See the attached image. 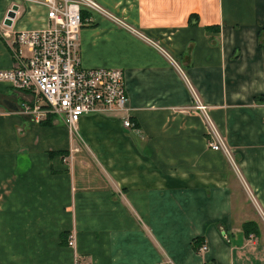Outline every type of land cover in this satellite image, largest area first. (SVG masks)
Masks as SVG:
<instances>
[{
	"label": "crops",
	"instance_id": "0c3cea01",
	"mask_svg": "<svg viewBox=\"0 0 264 264\" xmlns=\"http://www.w3.org/2000/svg\"><path fill=\"white\" fill-rule=\"evenodd\" d=\"M122 13L158 47L92 14L81 61L125 71L133 127L126 113L83 116L73 134L44 127L9 108L27 96L0 81V200L12 183L0 264H264V0H124ZM44 20L42 7L0 0V70L13 66L4 31ZM211 124L230 155L211 150ZM5 209L22 222L4 223Z\"/></svg>",
	"mask_w": 264,
	"mask_h": 264
},
{
	"label": "built area",
	"instance_id": "2783aa9c",
	"mask_svg": "<svg viewBox=\"0 0 264 264\" xmlns=\"http://www.w3.org/2000/svg\"><path fill=\"white\" fill-rule=\"evenodd\" d=\"M25 1L45 10V22L40 28L3 33L13 66L0 70V81L27 96L16 113L35 123L53 116L72 133L83 116L92 114L126 113L124 127H133L125 71L84 67L80 34L84 25L95 22L92 14L110 18L131 33L139 31L108 13L96 0ZM198 109L205 111L201 105ZM6 114L9 112L0 109V115ZM210 134L211 150L230 155L223 135L212 124ZM67 244L75 247V234ZM207 251V244L198 249L199 253Z\"/></svg>",
	"mask_w": 264,
	"mask_h": 264
},
{
	"label": "rangeland",
	"instance_id": "374dc122",
	"mask_svg": "<svg viewBox=\"0 0 264 264\" xmlns=\"http://www.w3.org/2000/svg\"><path fill=\"white\" fill-rule=\"evenodd\" d=\"M25 1V0H24ZM97 2H99L98 0H96ZM105 1H107V3L108 4H111V5H113L112 7L111 6H106L105 7V5L104 6H102L108 13H110V14H113L114 16H116V18H118V19H120V20H124L125 21V23H127V24H129L128 22H127V20L128 19H126L127 18V16L125 15V14H123L122 12H123V6H124V0H105ZM29 4H32V5H36V4H33V3H31V2H28ZM101 4V3H100ZM113 10V11H112ZM103 19H106V20H102V23H103V25L102 26H105L106 24H110V23H114L115 25H117L119 28H117L116 27V29H118V30H121V29H125L126 30V28H123V26H120L119 24H117L115 21H113L112 19H110V18H107V17H103ZM101 23V24H102ZM101 24H99V25H101ZM99 25H97V26H99ZM97 26H95V27H97ZM121 28V29H120ZM3 29H4V26H3ZM138 31V30H137ZM130 32V31H129ZM131 33V32H130ZM139 33L140 34H138V33H132L134 36H136V37H138L139 39H141L142 41H144L145 43H147L148 45H152V46H154V47H158V46H156V44L154 43V40L153 39H150L149 40V38L147 39V38H145V36L139 31ZM153 41V42H152ZM80 48H81V41H80ZM90 48H93V43H90L89 44V46H88V49H90ZM95 49H97V50H100V51H103V49H105V46L103 45V43L101 44V47L100 48H97V47H94ZM23 50H24V52H25V49L24 48H22ZM88 49H87V52H88ZM26 53V52H25ZM0 108H2V109H5V106L3 105V104H1L0 103ZM51 117V116H50ZM49 117V118H50ZM53 118V117H52ZM59 124H62L61 123V121L59 120V119H57L56 120ZM70 131V130H69ZM70 133L71 134H73L71 131H70ZM20 164H21V161H20ZM66 164H71L69 161H67V163ZM10 177V176H9ZM11 187H12V183H11V181L10 182H6V184H4V187H3V199L2 200H0V201H2V203H3V205H5V206H11V199H6L5 198V195L6 194H9V192H10V190H11ZM12 201H15V202H17V203H19L18 202V200H12ZM1 203V202H0ZM18 204H15V206H17ZM22 205H24V204H22ZM22 205H20L21 207H22ZM19 206V205H18ZM5 213L4 214H2V216H3V222L4 223H12V222H14V223H19V222H22V221H18L17 219H18V215L17 216H15V215H9V213H10V211L8 210V209H5V211H4ZM29 218H31V216H27V218L26 219H24V221L25 220H28ZM41 219V218H40ZM61 237H62V234H61ZM66 237L68 238V235L66 234ZM67 241H68V239H67ZM68 246V245H67ZM69 248H71V249H74V250H76V247H70V246H68ZM75 261H76V263L75 264H89L88 262H86V261H80V260H78V256H76L75 255Z\"/></svg>",
	"mask_w": 264,
	"mask_h": 264
},
{
	"label": "trees",
	"instance_id": "16d2710c",
	"mask_svg": "<svg viewBox=\"0 0 264 264\" xmlns=\"http://www.w3.org/2000/svg\"><path fill=\"white\" fill-rule=\"evenodd\" d=\"M85 15H87V13H85L84 16ZM207 29L208 30H217L218 28H216V27H208ZM52 117H50L46 121L42 122L41 125L44 126V127L53 126L54 117L53 118ZM55 153H60V155H62L64 157L68 155V153H61V152H55ZM50 155H52V157H53V152H50ZM243 230H244L245 236H247V237H249L251 234L258 235V233H259L257 224L253 223V222L245 224L244 227H243ZM62 243L63 244L68 243L67 242V237H66L65 234L62 235ZM202 244H203V241L201 239H194L192 241V247H193L194 251L198 252V249L202 246Z\"/></svg>",
	"mask_w": 264,
	"mask_h": 264
},
{
	"label": "water",
	"instance_id": "95a60500",
	"mask_svg": "<svg viewBox=\"0 0 264 264\" xmlns=\"http://www.w3.org/2000/svg\"><path fill=\"white\" fill-rule=\"evenodd\" d=\"M19 11V6L14 5L12 9L8 12L7 17L5 19V25L8 27H11L13 24V20L16 18V14ZM10 109L13 111H18L19 109L16 107V105L9 103L8 101L5 102Z\"/></svg>",
	"mask_w": 264,
	"mask_h": 264
}]
</instances>
